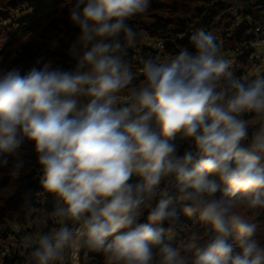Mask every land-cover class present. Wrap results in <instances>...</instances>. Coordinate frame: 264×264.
I'll list each match as a JSON object with an SVG mask.
<instances>
[{
  "label": "clouds",
  "instance_id": "clouds-1",
  "mask_svg": "<svg viewBox=\"0 0 264 264\" xmlns=\"http://www.w3.org/2000/svg\"><path fill=\"white\" fill-rule=\"evenodd\" d=\"M70 5L74 68L0 69V166L15 156L18 175L31 142L40 193L53 198L24 241L31 264H64L80 249L104 264H264V72L237 76L224 42L201 28L191 49L140 58L136 83L141 33L130 21L151 0ZM251 47L264 53V39ZM178 141L191 150L180 155ZM173 198L210 235L202 244L191 232L184 255L164 241L183 228Z\"/></svg>",
  "mask_w": 264,
  "mask_h": 264
},
{
  "label": "trees",
  "instance_id": "trees-1",
  "mask_svg": "<svg viewBox=\"0 0 264 264\" xmlns=\"http://www.w3.org/2000/svg\"><path fill=\"white\" fill-rule=\"evenodd\" d=\"M70 6V0H0V69L19 67L23 75L32 67L40 68L49 61L52 67L72 69L68 48L72 36L79 30L69 20ZM130 23L141 33L140 38L157 41L160 45L153 49L147 44H138L130 50L131 66L137 73L136 83L143 79L138 71L139 58L159 56L163 60L177 54L181 48L191 49L189 36L201 28L224 42V50L236 59L233 71L237 76H244L257 68L251 58L254 51L251 41L256 28L264 34V0H151L149 11L134 17ZM258 71L264 72V67ZM249 131L251 133L252 129ZM178 143L180 155L191 150L189 142ZM19 159L24 163L18 175L15 174L17 157H9L7 166H0V264H23L24 252L21 256L20 251L29 253L24 248V239L35 231L36 222L53 208L48 201L50 196L44 200L40 193V166L31 142L24 141ZM139 179L133 176L132 182ZM172 207L180 213L183 228L166 232L164 241L180 248L184 255L183 245L190 233L204 235L206 228L196 222L195 215L185 216L182 205L174 198L170 203ZM246 215L251 217L252 213ZM259 219L264 223V214ZM140 222H147V210ZM163 226L167 229V222ZM52 227L55 225L49 219L48 228ZM259 238L264 246V234ZM209 241L210 235H204L202 244ZM28 257L31 261L29 254ZM71 259L70 253L66 254L64 264H75ZM76 260L78 264H104L101 253L87 249L78 250Z\"/></svg>",
  "mask_w": 264,
  "mask_h": 264
},
{
  "label": "rangeland",
  "instance_id": "rangeland-1",
  "mask_svg": "<svg viewBox=\"0 0 264 264\" xmlns=\"http://www.w3.org/2000/svg\"><path fill=\"white\" fill-rule=\"evenodd\" d=\"M258 31H259V28L256 30V32L258 33ZM77 34H78V32L77 33H75L73 36H72V38H71V41H70V44H71V42H72V40H74L73 38H75L76 36H77ZM262 37H264L263 35H257V36H255L254 37V39H253V41L254 40H256L257 38H259V39H261ZM253 41H251V43L253 42ZM139 44H147L148 46H150L151 48H153V49H158L159 48V44L157 43V41H148L147 40V38H140V43ZM70 46V45H69ZM251 48H253V47H251ZM69 49V48H68ZM134 56L136 57V58H139V57H137L138 55L136 54V53H134ZM251 58L253 59V60H255V63L257 64V68L256 69H254V70H252V71H249V72H253V73H255V72H257L258 71V69L260 68V67H264V61H262V60H264V53H262V52H259V51H257L256 49H254V51L252 52V55H251ZM140 59V58H139ZM262 61V62H261ZM261 62V63H260ZM260 63V64H259ZM248 72V73H249ZM247 73V74H248ZM178 142H182V141H178ZM48 201L50 202V203H52V201H51V199L48 197ZM37 224H39V222H36V225ZM29 236V235H28ZM28 236L24 239V241L28 238ZM10 241V240H9ZM13 244V243H12ZM9 245H10V243H9ZM3 246V245H2ZM6 246V248H8L7 247V245H5ZM15 249H17V247L15 246L14 247ZM25 248V247H24ZM26 249V248H25ZM23 252H24V254H23ZM77 252L78 251H72V252H70V255H71V262L73 261V263H75V264H78V262H77V260H76V256H77ZM22 254H23V256H24V262H23V264H31V261L28 259L29 257H28V254L26 253V251H20V255L22 256ZM68 255V254H67ZM28 259V260H27Z\"/></svg>",
  "mask_w": 264,
  "mask_h": 264
},
{
  "label": "crops",
  "instance_id": "crops-1",
  "mask_svg": "<svg viewBox=\"0 0 264 264\" xmlns=\"http://www.w3.org/2000/svg\"><path fill=\"white\" fill-rule=\"evenodd\" d=\"M76 38V37H75ZM75 38H73L74 40H75ZM73 41V40H72ZM72 43V42H71ZM68 54H69V52H68ZM69 56H70V65L72 66V68H74V66H75V64H76V59L72 56V55H70L69 54Z\"/></svg>",
  "mask_w": 264,
  "mask_h": 264
},
{
  "label": "built area",
  "instance_id": "built-area-1",
  "mask_svg": "<svg viewBox=\"0 0 264 264\" xmlns=\"http://www.w3.org/2000/svg\"><path fill=\"white\" fill-rule=\"evenodd\" d=\"M258 28H256V30H257ZM256 30H255V36H257V35H263L264 36V34H260L259 33V31H258V33L256 32ZM261 39H264V37H262ZM50 198H51V201H52V205H53V198L50 196Z\"/></svg>",
  "mask_w": 264,
  "mask_h": 264
}]
</instances>
